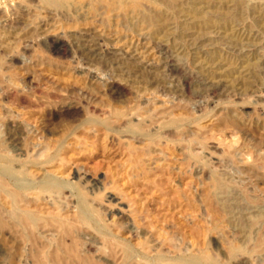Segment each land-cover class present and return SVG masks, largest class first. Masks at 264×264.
Returning <instances> with one entry per match:
<instances>
[{
	"label": "rangeland",
	"instance_id": "rangeland-1",
	"mask_svg": "<svg viewBox=\"0 0 264 264\" xmlns=\"http://www.w3.org/2000/svg\"><path fill=\"white\" fill-rule=\"evenodd\" d=\"M3 205L0 264H264V0H0Z\"/></svg>",
	"mask_w": 264,
	"mask_h": 264
},
{
	"label": "bare ground",
	"instance_id": "bare-ground-1",
	"mask_svg": "<svg viewBox=\"0 0 264 264\" xmlns=\"http://www.w3.org/2000/svg\"><path fill=\"white\" fill-rule=\"evenodd\" d=\"M116 2H117V0H108V5H109V7L112 9V8H115L116 7ZM232 70H233V68H232ZM177 125V124H176ZM5 185V184H4ZM6 186V185H5ZM5 186H3V187H5ZM4 189V188H3ZM12 189V188H11ZM4 191V190H3ZM13 192V191H12ZM7 193H9L8 195H10V192H7ZM11 197H12V195H11ZM27 200V199H26ZM24 202V201H23ZM22 211V210H21ZM8 212H10V211H8V209L6 208V206H4L3 205V207H0V227H3V228H5L6 227V223H5V220H4V217L6 216V214L8 215V214H10V213H8ZM25 212V213H24ZM31 212V211H30ZM29 211H27V210H25V211H22V213L20 214V219H16V217L17 216H15V215H13V218H15L16 219V221H18V220H20V222L21 223H25V221H26V223H27V219L28 218H34L35 216L33 215V214H31V213H33V212H31L30 213ZM37 214V213H36ZM11 215H12V213H11ZM15 216V217H14ZM40 216V215H39ZM38 216V217H39ZM57 216H59V215H57ZM55 217V216H54ZM36 219V218H35ZM37 219H39V218H37ZM4 220V221H3ZM30 221V220H29ZM18 223V222H17ZM17 223H15V224H17ZM23 224L21 225V226H23ZM30 224H31V222H30ZM25 226H26V224H24ZM26 228V227H25ZM24 229V228H23Z\"/></svg>",
	"mask_w": 264,
	"mask_h": 264
}]
</instances>
